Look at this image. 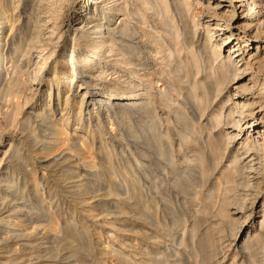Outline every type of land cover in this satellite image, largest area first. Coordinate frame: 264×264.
<instances>
[{
  "label": "bare ground",
  "instance_id": "1",
  "mask_svg": "<svg viewBox=\"0 0 264 264\" xmlns=\"http://www.w3.org/2000/svg\"><path fill=\"white\" fill-rule=\"evenodd\" d=\"M198 7L209 13L203 26ZM47 47L50 53L41 60ZM55 49L56 57L42 72ZM263 72L264 0H0V94L13 106L8 126L29 140L38 157L35 165L44 169L68 161L72 152L79 161L88 153L82 138L68 143L65 135L63 124L75 107L77 120L92 114L95 106L109 104V108L117 106L120 116L140 114L153 124L155 109H170L177 103L187 112L181 120L189 130L176 133L182 156L198 167L199 177L212 181V190L223 187L218 213L229 217V205L236 200L232 192L245 191L252 206L264 189V133L255 131L264 132ZM41 80L48 85L47 105L40 104L45 90ZM52 88L56 91L53 105ZM79 90L83 93L77 101ZM224 91L226 99L220 98L218 109H213ZM33 99L21 119H16ZM57 111L59 118L50 121ZM40 121L46 126L40 129L42 135L35 128ZM227 128L234 132H225ZM242 129L246 136L232 152L228 168L211 178ZM18 146H11L6 163L0 165V185L7 190L18 180L16 169L28 174L23 185H35L34 170L24 169L28 156L21 155ZM54 175L61 180L74 178L64 171ZM77 183L69 186L74 196ZM261 198L260 231L264 230V195ZM239 208L244 209L237 204L235 214ZM18 217L5 222H18ZM4 218L0 216V222ZM236 236L235 246L245 235L239 234L238 240ZM249 238L240 241L242 252L250 249Z\"/></svg>",
  "mask_w": 264,
  "mask_h": 264
},
{
  "label": "rangeland",
  "instance_id": "2",
  "mask_svg": "<svg viewBox=\"0 0 264 264\" xmlns=\"http://www.w3.org/2000/svg\"><path fill=\"white\" fill-rule=\"evenodd\" d=\"M198 12L203 26L209 13L204 7H198ZM117 22L116 19L114 23ZM44 53L41 60L50 53L48 47ZM56 53L57 49L49 62L43 63L42 72L52 64ZM40 83L45 88L40 104L47 105L48 85L42 80ZM50 93L53 105L55 89ZM82 93L79 90L75 100ZM220 96L213 109H218L220 98L226 99V92ZM8 99L0 94V165L6 163L11 146L18 144L21 155L28 156L24 169L34 170L36 186L23 185L22 181L28 180L23 169L14 170L19 177L13 175L18 180L12 188L0 185V216H5L0 222V264H264V230L260 234L258 217L264 189L251 206L245 191L237 188L232 192L236 200L229 205L232 214L224 217L218 213L223 187L212 190V181L199 177L198 167L183 157L178 147L176 133L189 131L182 126L181 115L187 112L180 104L155 109V124L140 114L120 116L117 106L109 108V104L95 106L92 114H82L77 120L75 107L68 115L69 121L59 123L65 127L68 143L82 138L89 154H83L79 161L72 152L64 165L54 163L44 169L35 165L38 157L29 140L17 128L8 126L13 120L7 118L13 109ZM34 99L23 105L16 119H21ZM174 109L180 113H174ZM57 112L50 121L59 118ZM210 115L206 113L207 118ZM43 124L45 121L35 125L39 135L45 130ZM255 131L264 133L262 128ZM225 132L234 130L227 128ZM245 136L242 129L238 138L230 142L218 166H213L216 169L211 171V178L228 168L232 152ZM57 171L73 173L74 178L57 179ZM72 182H79V189H75L78 197L70 191ZM237 204L244 209L239 208L241 211L235 214ZM10 215H19V221L13 219L7 225ZM236 233L237 240L239 234L245 235L237 246L233 241ZM247 237L251 250L242 252L240 241Z\"/></svg>",
  "mask_w": 264,
  "mask_h": 264
}]
</instances>
